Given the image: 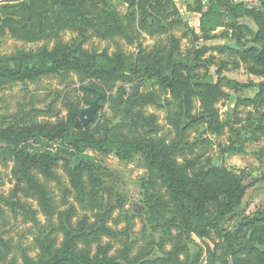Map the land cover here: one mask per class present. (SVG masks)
I'll use <instances>...</instances> for the list:
<instances>
[{
    "label": "rangeland",
    "instance_id": "1",
    "mask_svg": "<svg viewBox=\"0 0 264 264\" xmlns=\"http://www.w3.org/2000/svg\"><path fill=\"white\" fill-rule=\"evenodd\" d=\"M212 2L157 0L149 11L143 0L0 5V68H39L61 50L97 66L118 61L129 72L219 84L223 94L208 108L196 96L185 101L148 70L130 80L91 79L70 68L21 81L0 74V264H37L56 252L62 264H264V134L256 130L264 126V63L247 53L263 48L252 20ZM196 10L207 13L202 30ZM51 22L60 28L43 32ZM89 88L105 97L94 122L76 134L94 142L77 154L72 137L50 143L35 135L19 148L61 159L48 175L37 166L21 173L5 133L72 124L96 98ZM150 140L178 165L192 164L189 175L214 166L242 178V204L222 231L200 237L183 228L144 152L133 149ZM69 157L99 171L71 177Z\"/></svg>",
    "mask_w": 264,
    "mask_h": 264
},
{
    "label": "trees",
    "instance_id": "2",
    "mask_svg": "<svg viewBox=\"0 0 264 264\" xmlns=\"http://www.w3.org/2000/svg\"><path fill=\"white\" fill-rule=\"evenodd\" d=\"M153 1L157 0H143L148 11L153 10ZM257 1L260 3L261 10L246 8L243 4L232 3L224 4V7L230 13H235L236 11L240 12V16H244L255 23L257 27L255 40L261 44L263 49L262 51L250 49L247 53L252 54L256 62L263 64L264 0ZM140 3H142V1H140ZM212 3V0H208V6H211ZM194 12L201 15L200 25L202 30L203 18L207 17V13L202 14L199 10ZM105 14L107 15V12ZM51 23L52 24H50L49 27L47 26V28H44L43 32H48L49 30L52 31V29L54 30V28L59 25L54 22ZM56 28L58 29L60 27ZM21 37L27 39L26 35ZM69 57L70 56L66 52L57 50L52 58L44 57L40 62L39 68L24 70L23 65L16 63L11 67L4 66L0 68V74L4 77H9L12 80L21 81L30 78L32 75L54 72L60 68H70L76 71H82L91 79L107 78L112 80H130L135 77H144L146 75V70H148L150 73L159 76V82L162 87L165 89H171V92L176 97H183L185 101L191 96H196L201 98L202 103L208 108L217 101L218 97L223 95L219 89V84L182 83L180 82L179 76H177L179 78H176L175 76L165 77L159 75L160 72L158 71L155 73L152 69H138L135 72H129L124 68L123 64L118 61L111 66L104 67L95 65L89 58L78 59ZM88 91L97 96L98 91L95 88H89ZM71 123L72 124L68 126L61 125L52 130L39 128L35 131L17 130L16 132H6L3 139L11 149L16 163L18 164L19 171L21 170V173L27 172V169L31 166H37L43 173L48 175L49 166L54 165L59 159H61L45 155L37 156L19 148L20 145L25 144L35 135H39L42 139L50 143L72 137L74 140L71 147L77 154L81 153L86 145L94 142L91 140L85 142L82 140L81 135L76 134L77 131L83 128L79 119L75 122L71 121ZM256 130L259 133L264 134L263 125L257 126ZM133 149L144 152L146 164L156 172L161 183L168 190L174 203L175 215L179 218L181 225L186 231L194 233L200 237L205 235L210 229L222 231L221 226L225 219L241 206L246 187L243 185L242 178L239 175L230 172L226 168H218L214 166L210 169L201 168L189 175L188 171L194 169L191 166L192 164L178 165L177 162L173 160L171 151L155 145L151 140L136 144ZM66 161L67 171L71 177H75V175H77L76 173H79L80 171H85L88 174H94L99 171V168L83 159L69 157ZM22 176L29 177L28 174ZM38 190L41 192L40 195L43 199V192L41 189ZM259 220H264V210L258 221ZM226 235L231 236V233H227ZM73 258L74 257L69 258L68 260H74ZM64 261L67 260L63 259L62 252H56L44 255V259L37 264H62Z\"/></svg>",
    "mask_w": 264,
    "mask_h": 264
},
{
    "label": "water",
    "instance_id": "3",
    "mask_svg": "<svg viewBox=\"0 0 264 264\" xmlns=\"http://www.w3.org/2000/svg\"><path fill=\"white\" fill-rule=\"evenodd\" d=\"M223 2L227 4L228 0H223ZM104 97L105 95L103 92H97L96 98L93 101H88L87 107L79 111L78 119L83 127H87L89 124L94 122L96 112L100 108V102ZM115 123H119V120H117ZM133 204L134 203H132V205Z\"/></svg>",
    "mask_w": 264,
    "mask_h": 264
},
{
    "label": "crops",
    "instance_id": "4",
    "mask_svg": "<svg viewBox=\"0 0 264 264\" xmlns=\"http://www.w3.org/2000/svg\"><path fill=\"white\" fill-rule=\"evenodd\" d=\"M14 0H0V5L13 2ZM229 1V0H228ZM234 4H243L246 8H250V6L254 5L252 1L254 0H231ZM249 6V7H248ZM197 13V12H195ZM198 14V13H197ZM200 15V14H199Z\"/></svg>",
    "mask_w": 264,
    "mask_h": 264
}]
</instances>
